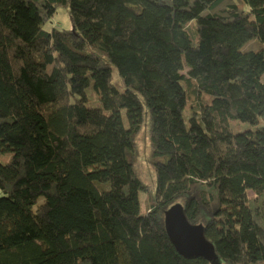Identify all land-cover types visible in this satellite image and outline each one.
I'll return each instance as SVG.
<instances>
[{
	"label": "trees",
	"instance_id": "obj_1",
	"mask_svg": "<svg viewBox=\"0 0 264 264\" xmlns=\"http://www.w3.org/2000/svg\"><path fill=\"white\" fill-rule=\"evenodd\" d=\"M0 190V264H209L172 204L223 264H264V0H0Z\"/></svg>",
	"mask_w": 264,
	"mask_h": 264
},
{
	"label": "rangeland",
	"instance_id": "obj_2",
	"mask_svg": "<svg viewBox=\"0 0 264 264\" xmlns=\"http://www.w3.org/2000/svg\"><path fill=\"white\" fill-rule=\"evenodd\" d=\"M51 25L61 28L71 27V21L67 13V9L65 7H58L56 13L51 19V22L46 23L44 26L48 28ZM255 46L256 43H254L253 41L248 42L246 44V48H254ZM112 75L114 82L118 80L117 70L113 66H112ZM189 103L190 102H188V105L185 106V110L183 112L186 125H189V119H188L189 110H190ZM95 104L97 105L98 103L96 102ZM230 126L233 132H240L254 127V125H252L249 122L239 121V120H230ZM136 143H137V156L135 161L136 162L135 167L141 180L144 182L146 188L145 190H141L138 196L140 201V211L144 212L146 209V203L148 197L153 195L155 192V177L151 165L148 162L151 144L149 138V118L147 116L144 117L143 125L136 137ZM1 195L2 192L0 190V196ZM172 205H170L167 209H169ZM217 263L223 264V262L219 260Z\"/></svg>",
	"mask_w": 264,
	"mask_h": 264
},
{
	"label": "water",
	"instance_id": "obj_3",
	"mask_svg": "<svg viewBox=\"0 0 264 264\" xmlns=\"http://www.w3.org/2000/svg\"><path fill=\"white\" fill-rule=\"evenodd\" d=\"M164 229L176 251L184 257H203L209 264H218L213 246L208 242L202 226L187 220L181 204L172 205L164 213Z\"/></svg>",
	"mask_w": 264,
	"mask_h": 264
}]
</instances>
